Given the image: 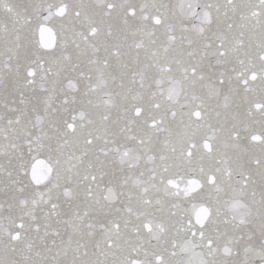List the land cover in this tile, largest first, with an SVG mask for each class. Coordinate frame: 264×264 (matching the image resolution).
I'll use <instances>...</instances> for the list:
<instances>
[{
  "label": "snow or ice",
  "instance_id": "snow-or-ice-1",
  "mask_svg": "<svg viewBox=\"0 0 264 264\" xmlns=\"http://www.w3.org/2000/svg\"><path fill=\"white\" fill-rule=\"evenodd\" d=\"M0 264H264V0H0Z\"/></svg>",
  "mask_w": 264,
  "mask_h": 264
}]
</instances>
